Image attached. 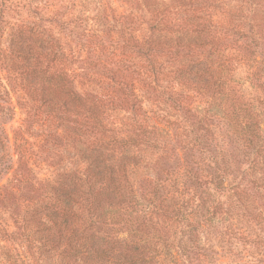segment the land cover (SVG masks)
<instances>
[{"label": "trees", "instance_id": "obj_1", "mask_svg": "<svg viewBox=\"0 0 264 264\" xmlns=\"http://www.w3.org/2000/svg\"><path fill=\"white\" fill-rule=\"evenodd\" d=\"M87 1L89 3V0ZM198 1L184 0L183 3L188 8H185L180 22L176 16L177 10L165 11L157 6L153 8L152 11H156L149 12V15L154 17L149 32L155 30L160 33L159 38L163 36L165 39L162 42H153L159 38L153 40L151 36L133 37L132 33L126 34L124 28L121 32L122 22L119 23V28H106L108 31H105L104 24L106 25L108 16L102 13L106 9L112 12V20L118 18L126 20L133 15L131 11L127 14L115 13L111 6H103L90 17L82 10L75 11L74 0H57L59 8L47 12H40L37 7L34 10L27 9L28 18L17 22L13 20V15L10 16L12 12L16 14L19 12L14 8L15 5L9 0H0V43L6 42L5 38L8 41L4 47L0 45V245L11 236L5 222L7 216L17 230L14 234L18 236L14 238H19L23 244L24 252L20 254V261L24 264H29L25 260L26 253L36 264H85L90 256L95 258L106 256L105 249L92 242L90 236L86 234L88 227L95 224L86 213L90 209L93 196L103 189L102 186L99 188L94 186L97 185L98 174L88 161L96 151L97 154L101 153L98 148L103 143L119 142L116 134L118 135L120 130L131 132L127 135L128 140L136 136L147 142H155L157 138L152 134H155L157 128L154 125L149 129L132 117L134 124L122 128L104 116L107 113L105 110L112 111L116 108L131 111V115H140L143 100L150 97L154 107H157L158 103L166 105L172 112V118L176 121L179 117V121L182 120L184 123L180 136L176 130L174 132L164 130L166 134L164 139L170 137L169 141H172L179 136L178 146H184L186 142L182 138H186L189 131L193 134L194 141L200 144V150L209 153L207 158L210 163L207 166V174H204L207 180L196 186L191 194L188 192V195L193 197L192 201H196L194 205L189 204L187 198L184 204L189 209L185 208L179 215L166 212L175 215L178 224L174 254L166 247L168 258L161 257L162 254L155 247L157 239L161 240V237L157 232H152L150 238L142 239L144 245L138 254L134 252L120 254L118 264H167V262L210 264L217 253V250L212 249L211 240L219 238L220 233L224 237L249 238V231L234 229L231 224L224 225L223 229L222 226L219 227L221 223L216 222L218 217L227 215L230 207L241 205L245 199H249L248 202L255 208L258 218L264 216L263 204L255 200V194L259 190L264 191V186L255 178H249L247 181L244 179L245 174H248L244 168L248 166L250 160L253 161V157L259 156L264 162L262 133L264 130L261 128V123L264 125V118L261 117L260 121L258 113L255 119L246 112L251 108L248 107L250 104L264 108V17L261 22L253 23L249 22L245 14L239 13L233 17L234 20L214 25V21L204 18L205 15L200 13L202 7L198 5ZM254 1L264 6V0ZM98 3L101 4L100 0ZM6 11L9 17L5 16ZM262 12L264 13V10ZM99 16H102V22ZM88 19L94 26L89 32L83 30L85 29L83 21ZM243 19H247L248 22ZM167 23L176 28H169L164 33L163 29H166ZM51 30L59 31L66 40L61 43V40L55 39L51 32L49 38L52 45H43L41 43L45 39L43 34ZM112 31L113 34H110ZM168 32L169 36H166ZM106 36L110 40L115 39L114 51L113 49L109 51V55L112 56L111 63L110 60L106 62L107 60L102 58L108 48L104 42ZM228 42L234 43L238 49L254 47L256 52L262 43L263 49L261 46V59L255 60L259 63L258 71L250 75L254 81L252 87L255 99L243 107L249 119L241 129L242 140L245 141L237 145L230 140L228 148H224L218 143L215 146L214 140L210 138L209 124L206 123L209 116H203L195 122L192 120L195 118L194 115L207 110L204 106L198 107V104H202L201 101L205 104L210 103L202 100L208 86H203V83L201 86L194 84L190 76L200 77L204 74L211 79L215 69L214 94L222 98L221 103L216 105L221 106L220 113L225 114L226 105L229 104L226 102L232 100L234 94L228 82L229 60L225 59L224 55L228 51ZM84 48L86 54L82 57L78 53L79 49ZM160 54L173 61L170 64L173 70L169 69L165 75L179 70L180 80L175 83L178 90L170 88L169 92H166L156 89V86L161 87L156 83L162 74L156 69L161 63L158 61ZM179 55L183 57L190 55L191 61L199 62L203 57L210 61L204 67L205 70L189 69L188 63L180 60ZM68 61L74 62L76 67H71ZM131 66H134L133 77L127 76L125 79V74L120 70L122 68L128 70ZM75 81L82 87L81 91L76 89ZM191 84V88L199 97L195 100L188 87ZM139 89L142 91L141 94L137 92ZM237 97V100H241V94ZM213 98L215 99L214 95ZM16 107L20 109L23 117L13 124ZM70 123L82 128L83 136L75 139L72 148L81 151L80 162H88L84 164L88 168L79 170L74 177L71 171L64 168L59 173L55 172V168H52V171L49 169L54 167L51 162L58 158L55 155L61 148L58 140L61 131L66 133ZM132 134L133 136H130ZM29 138L33 140L30 141ZM76 143L84 145L85 148L81 150L83 146H76ZM157 149L159 160L170 152L165 146H159ZM235 153H240L243 156L242 160L239 158L234 160ZM235 161L244 163L242 170L235 168ZM41 166H44L41 170L45 171L41 172L43 176H37L36 170H40ZM156 169L157 176L150 180L153 194L148 200L151 205L148 211L151 209L161 211V207L164 206L161 203L165 199L164 184L166 180L170 181L168 172L167 177H162L163 174L166 175V169L160 168L159 165ZM192 177H196L195 172ZM40 184L49 187L48 190L40 193L42 186ZM251 188L255 189L251 190L254 194L247 192ZM107 190L124 199L120 197L124 194L120 182L107 185L105 191ZM129 195L133 200L137 198L131 191ZM254 202L256 204H253ZM29 204L32 206L31 209H28ZM22 206L24 207L22 211L30 218H25L20 215V211H16V207L21 210ZM238 209L248 213L246 205ZM141 225L143 227L144 224ZM36 231H41L39 238H35ZM208 235L210 237H207ZM2 236L5 238H1ZM201 236L207 241L206 244L196 243ZM219 252L221 254L225 251ZM12 262L15 264V260L12 259ZM2 263L7 264V261L3 260Z\"/></svg>", "mask_w": 264, "mask_h": 264}, {"label": "rangeland", "instance_id": "obj_2", "mask_svg": "<svg viewBox=\"0 0 264 264\" xmlns=\"http://www.w3.org/2000/svg\"><path fill=\"white\" fill-rule=\"evenodd\" d=\"M9 1H11L12 5H15L14 8H17V11H19L17 14L11 11L12 13L10 15H13V20H16L17 22L28 18L26 12L27 9L34 10L38 8L40 12H47L59 8V5L56 3L57 0ZM74 1L76 2L75 11L82 10L85 12V15L87 14L90 17H93L101 10L97 9L102 8L103 6H111L115 13L127 14L131 11L133 15L126 20L118 18V16V20H112V12L109 9H106V11L102 13V15L108 16L106 25L103 23L105 31H108L106 28H119V23L122 22L123 26L121 27V32L124 28V32L126 34L132 33L133 37L141 38L143 36H151L153 40H157L160 35V33L155 30H151V33L149 32V26L154 19V17L149 15V12L152 11L153 8L157 6L158 8H163L165 11H170L172 9L177 10L176 16L179 22L180 18H183L182 14L185 12V8H188L183 3L184 0H100V5L98 3L99 0H89V3L87 0ZM185 1L188 2V0ZM198 5L202 7L200 13L205 15L204 18H208L212 20V22L214 21V25H218L216 23L225 24L227 20H234L233 17L239 13L245 14L249 22L253 23L261 22L264 17V13L262 12L264 6L257 4L254 0H208L207 2L199 0ZM155 11L156 10L152 12L155 13ZM5 16L9 17L8 11L5 12ZM101 17L102 16H99L100 20ZM243 20L248 22L247 19ZM83 22L85 25V29L83 30L89 32V30L93 29V23L89 19ZM3 24L5 23L3 22ZM165 27L166 29H163L164 33L169 30V28H176L168 23ZM6 31H8V28ZM51 32L52 30L43 34L45 38L44 41L41 42L43 45H52L51 38H49ZM169 32L166 33L168 34L166 36H169ZM52 34L55 36V39L61 40V43L66 40L63 39L62 33L59 31L56 32V30H53ZM110 34H113V31ZM106 37L107 38H104V42L108 48L104 51L102 58L107 60L106 62H109L108 60H110L111 63L112 56L109 55V51L112 49V51H114L115 47L113 48V45L115 44V39L110 40L108 36ZM5 39L6 42L3 41L0 43L1 47H4L5 44L8 43L7 38ZM163 40L165 39L161 36L158 41L153 42H162ZM227 44H229L228 51L224 55L225 59L229 60V69L227 70L228 82L230 83L234 94L232 95V100L226 102L229 104L226 105L225 114L220 113L222 107L216 105L221 103L222 98L221 96L214 94L216 83L215 69H213L211 79L204 76V74L200 77L193 75L190 76L194 84L201 86L203 83V86H208V90L205 91L206 95H202V100H207L210 103L205 104L201 101L202 104H198V107L201 108L204 106L207 110L201 114L197 113L192 120L195 122L203 116H209L206 123L209 124L211 133L210 138L212 141L214 140L215 146H217L218 143L224 148H228V142L230 140H232L233 144L236 142L237 145L244 143L242 141H245V139L242 140L241 129L244 127L245 122L249 121L246 112L253 115L255 119L257 118V113L259 114V120L261 117L264 118V108L259 105L256 107L255 105L253 106L250 104L248 107L251 108L246 110V112L243 108L247 106L245 105L246 103H251L255 99V92L252 87L254 81H252L253 79H251L250 75L254 74L252 72L258 71L257 68L259 67V63L255 60L261 59L260 51L262 43L257 52L254 47L238 49L232 42H228ZM72 45H74V43H72ZM79 50L78 55L80 54L82 57L85 56V48ZM158 56V61L161 63L160 66H156V69L164 75L161 74L159 76L156 83L161 85V87L156 86V89L166 92H169L170 88L178 90L175 83L180 80L178 79L180 78L178 77L179 70L165 75L169 69L173 70L170 65L173 61L166 59L165 55L160 54ZM189 56L190 55H186L185 57L182 55L178 56L180 60L188 63L187 67L189 69L205 70L204 67L210 61V59L205 57L199 62L191 61V57ZM213 59L215 58L213 57ZM68 63L71 67H76L74 62L68 61ZM79 65L83 66L84 64ZM132 68H134V66H131L128 70H125L124 68L120 70L121 73L125 74V79L127 76L130 78L133 77L134 73L132 72ZM84 79L87 80V78ZM82 80L80 79V81ZM74 83L76 84V81ZM87 83H89V81H87ZM89 84H91V82ZM79 86L80 85H77L76 89L81 91L80 88L82 87ZM191 86L192 84L188 85V87H190L189 90L193 95V99L195 100L198 95L194 92V89H192ZM137 92L140 94L142 93L141 89ZM238 94H241V100H237ZM156 95L159 97L158 93H156ZM213 95L215 96V99L213 98ZM262 97L261 93V98ZM151 103V97L148 100H143L140 115H131V111L127 112L123 108L104 111L107 112L104 115L106 119L112 120L122 128H128L130 124H134L132 117L138 120V123L142 126L149 129H152V125H154L157 128V131L152 135L157 139H155L156 143L154 141L147 142L141 138L139 139L136 136H133L132 134L130 136H133V139L128 140L127 135L131 134V132H126L124 131L125 129L120 130L118 135L116 134L117 138L119 137V142L109 144L107 141V143H103L101 147L98 148V151L101 153L97 154L96 151L94 156L89 159L88 162L91 163V167H93V170L98 174L96 177L97 185L94 184V186L96 188L102 186L103 189H100L95 196L92 195V200L90 198L91 206H89L90 209L86 214H88L87 216L90 217L91 220L95 221V224L88 227L89 229L86 230V234L90 236L92 242L97 243L100 248L105 249L106 256L102 258L90 256L87 258L85 264H118L120 261L118 260L120 254L123 255L126 254V252H134L135 254H138V252L141 251V247L144 245H142V239L150 238L152 232H157L159 237H161V240L157 239V244L155 246L162 254L161 257L168 256L166 253V247H168L167 249L169 252L174 254V246L177 242L178 224L175 215H170L166 212L179 215L180 212H184L185 208L189 209V207L184 204L186 203L187 198L189 204L194 205L196 201H192L193 197H190L188 192L191 194L196 186L199 184L201 185L203 183L202 181L207 180V177L204 174H207V166L208 163H210L209 158H207L209 153L200 150V144L194 141L193 134L189 131H187L186 138H182L186 142L185 145L179 147L177 141L184 124L183 121L181 120L180 122L179 117L175 121V119L172 118V112L166 108V105L158 103L157 107H154ZM15 112L14 121H12L13 124L19 122V119L23 117V114L20 113V109L17 107ZM142 118H144V120ZM81 120L82 118H80V121ZM123 123L127 126L123 125ZM261 128L264 130V125L262 123ZM164 130L172 132L176 130L179 136L174 138V140L169 141L170 137L164 139V136L166 135ZM262 133L264 135V132ZM82 136V128H78L71 123L70 125L68 124V131H66V133H64L63 130L61 131V136L58 138L61 148L55 155L58 158L51 162L54 167L49 168L50 170L55 168V172L59 173L62 172V168H64L67 169L66 171H71V175L74 177L78 174L79 170L82 171V169L88 168L84 165L88 163L87 161L85 163L79 161V156L82 154L81 151L72 148V146L75 145V139L81 138ZM29 140L31 141L33 138H29ZM154 143L156 146H154ZM79 145L83 146L81 147V150L85 148L84 145L76 143V146ZM159 146H165L170 150V152L161 160L157 158V154H159L157 147ZM95 154H97V157H95ZM242 157L243 156L240 153H235V155H233L234 160H237L238 158L242 160ZM252 159L253 161L249 159L251 161L248 164L250 168L248 166L246 168L243 167L248 171V174H245L244 179L247 181L249 178H255L257 182H260V184L264 186V162L259 156L253 157ZM235 162V168L242 170L244 163H240V161ZM158 165L160 168L167 170L165 171L166 175L163 174L162 177H167L168 172V179L170 181L166 180L164 184L163 192L165 199L161 203V205L164 204V206L161 207V211L159 209H151L148 211V208L151 206L148 200L153 194V191H151L153 185L150 180L152 177L157 176L156 168ZM43 167L44 166H41L40 170H36L37 176H43L41 173L45 171V169L41 170ZM231 168L234 169V166L231 165ZM194 172L196 173L195 178L192 177ZM114 182H120L124 189V194L120 196L121 198H124L123 200L116 197L114 193H111L109 190L105 191L107 185H114ZM40 185H42L40 186V193L49 188L44 186V184ZM203 186L205 187L204 184ZM74 188L75 186L72 189ZM251 190L255 189L251 188L247 192L254 194ZM130 191L136 195L137 198L135 200L130 197ZM37 193H39V191ZM255 195V200L264 206V191L259 190ZM248 200L249 199H245L241 202L243 207L246 205V211L248 213H244L243 209H238V207L242 208V206L237 204L228 209L227 215L218 217L216 222L219 221L221 223L219 227L222 226V229L224 225L231 224L234 229H244L246 232L249 231V238H238L234 236L224 237V235L220 233V235H218L219 238L217 237L216 240H211L212 249L217 250V253H215L210 264H264V216L258 218L259 216L256 215L255 208L251 206V203L248 202ZM181 204L183 206H180ZM253 204H256V202ZM23 208L24 207L22 206L21 210H19L20 208L16 207V211H20L21 216L30 218L26 217L25 213L22 211ZM31 208L32 206L29 204L28 209ZM143 211H146L147 213H143ZM10 220L11 219H8L7 216L5 217V222L8 224V230L11 236H8L6 241L0 245V264H3V260H6L7 264H14L12 259L15 260V264H24L23 261H20V254H23L24 252V248H22L23 244L20 242L19 238H14L17 237L18 234H14L17 230L13 227V223ZM141 224H144L143 227ZM130 228H136L137 230L132 231ZM133 234L134 236H132ZM40 236L41 231H36L35 238H39ZM207 237H210V235ZM1 238L5 237L2 236ZM153 239L155 240L156 238ZM196 243L206 244L207 241H204V238L201 236L197 239ZM208 244H210V242ZM220 250L225 251L226 253L223 252L220 254ZM25 260H27L29 264H36L33 260L27 257V253ZM164 262L166 263V259ZM167 264L171 263L167 262ZM203 264L206 263L204 262Z\"/></svg>", "mask_w": 264, "mask_h": 264}]
</instances>
